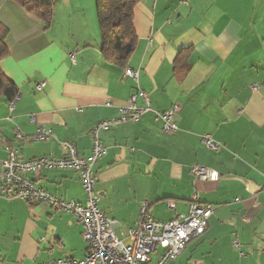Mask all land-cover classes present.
I'll return each instance as SVG.
<instances>
[{"label":"crops","instance_id":"0c3cea01","mask_svg":"<svg viewBox=\"0 0 264 264\" xmlns=\"http://www.w3.org/2000/svg\"><path fill=\"white\" fill-rule=\"evenodd\" d=\"M0 23L9 30L0 70L19 98L11 109L0 96V174L7 147L18 148L23 160L61 158L67 141L89 155L92 129L119 118L139 89L155 111L180 106L178 131L164 134L148 113L98 133L105 154L94 166L97 207L116 223V236L125 238L143 203L166 223L186 215L195 197L213 214L204 234L167 264H264V0H188L187 6L139 0L137 43L123 67L101 55L94 0H57L47 31L14 0H0ZM182 48L190 50L176 62ZM126 68L138 73L137 84L124 76ZM136 106H143L140 99ZM40 128L51 130L49 141L15 139ZM205 135L218 152L203 146ZM197 165L215 171L218 182H196L190 171ZM33 180L63 201L85 202L75 171L44 170ZM85 255L82 229L70 213L0 197V264Z\"/></svg>","mask_w":264,"mask_h":264},{"label":"built area","instance_id":"2783aa9c","mask_svg":"<svg viewBox=\"0 0 264 264\" xmlns=\"http://www.w3.org/2000/svg\"><path fill=\"white\" fill-rule=\"evenodd\" d=\"M179 5L187 6L188 0H179ZM70 59L74 63V55H70ZM124 76L138 83L136 71L126 68ZM44 88L45 83L37 86L38 91H43ZM257 88L252 86L253 91ZM138 99L142 101V107L136 106ZM18 100L16 96L10 102L11 109ZM105 105L110 107L112 104L106 102ZM179 111V105H173L164 112L153 110L147 94L137 89L128 98L125 106L120 108L119 118L100 122L92 129V147L87 156L80 154L76 147L67 141L60 144L64 152L61 158L45 156L23 160L18 148H6L7 156L1 162L0 197L6 201L42 204L57 213H70L81 227L82 239L86 243V255L82 260H50L38 264H167L175 262L183 254L188 243L204 234L213 208L211 205L198 203L195 197L192 198L186 215H175L166 223L155 220L149 213L150 204L143 203L139 210V220L128 229L124 239L116 236V223L97 207L99 196L95 190L94 166L105 154L98 133L123 123L136 122L143 115L151 113L162 132L173 135L178 131L175 117ZM50 138L51 130L48 128H40L29 138L20 133L15 136L16 141L21 143L47 142ZM201 142L208 151L218 152L220 149V145L208 135L203 136ZM44 170H72L78 173L85 202L79 204L63 201L37 186L33 177ZM190 173L196 182L217 183L219 180L215 171L202 165L192 167ZM168 207L174 209V204L169 203ZM245 222L250 220L245 219ZM233 246L239 247L236 241Z\"/></svg>","mask_w":264,"mask_h":264},{"label":"trees","instance_id":"16d2710c","mask_svg":"<svg viewBox=\"0 0 264 264\" xmlns=\"http://www.w3.org/2000/svg\"><path fill=\"white\" fill-rule=\"evenodd\" d=\"M27 14L39 20L47 31L53 20L57 0H14ZM139 0H94L101 34V55L107 64L123 67L133 53L137 37L133 25V11ZM9 30L0 23V61L8 56L6 40ZM190 48L179 50L176 62ZM18 92L15 85L0 70V96L11 102Z\"/></svg>","mask_w":264,"mask_h":264}]
</instances>
